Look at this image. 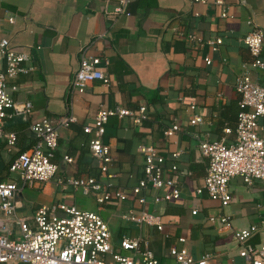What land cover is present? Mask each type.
<instances>
[{
  "label": "crops",
  "instance_id": "1",
  "mask_svg": "<svg viewBox=\"0 0 264 264\" xmlns=\"http://www.w3.org/2000/svg\"><path fill=\"white\" fill-rule=\"evenodd\" d=\"M106 1L0 0V37H6L15 51L26 53L34 68L8 82L17 87L10 92L13 101L30 103L31 111L27 117L11 116L4 122L3 133L13 134L15 142L7 151L6 141L0 140V181L15 180L7 168L18 152L33 145L29 131L32 122L46 118L56 125L69 101L76 119L67 129H57V148L51 160L56 166L53 177L16 195V216L30 220L37 207L64 203L97 213L108 227L114 248L121 238L142 234L160 264L170 263L167 250L179 247V238L184 239L181 246L193 257L209 253L211 264L241 263L231 230L255 226L256 233L246 243L257 245L264 240V181L246 186L238 177L232 178L228 182L231 200L222 209L204 195H196L195 189L203 184L206 160L194 137L231 141L239 99L233 88L235 76L248 70L254 82L264 83V71L249 68L250 57L241 43L249 30L246 21L251 20L263 33L260 58L264 62V0H223L230 15L227 19L218 16L214 0L205 4L194 0H130L129 16L115 21L103 14ZM8 15L14 17L12 25L3 21ZM187 33L203 40L217 37L221 44L215 52L206 45L195 48L185 42ZM101 34L104 36L98 38ZM81 47L86 55L107 62L108 84L92 82L82 94L70 99L68 84ZM205 58L209 65L204 64ZM139 106L146 109L145 121L134 125L127 118L110 117L102 136L111 158L109 181L122 189L126 200H111L98 209L93 199L80 191L62 189L59 183L68 178L98 176L99 163L87 149L90 136L82 133L81 127L90 125L100 108L136 110ZM192 116L199 117L201 123L191 126ZM257 122L259 136L264 138V118ZM172 125H177L178 131L164 137L162 132ZM224 129L230 134L224 135ZM139 145L154 147L166 167L173 164L177 168L170 176L179 189V198L154 204L147 195L141 207L161 215L160 232L152 227L136 228L120 219L135 206L129 190L141 177ZM175 152L178 156L171 158ZM63 156L70 162L63 161ZM191 211L196 214L191 215ZM220 212L228 217L231 230L207 222L209 216Z\"/></svg>",
  "mask_w": 264,
  "mask_h": 264
},
{
  "label": "built area",
  "instance_id": "2",
  "mask_svg": "<svg viewBox=\"0 0 264 264\" xmlns=\"http://www.w3.org/2000/svg\"><path fill=\"white\" fill-rule=\"evenodd\" d=\"M109 2H113V5L109 6ZM205 2L206 0H194V3ZM129 3L130 0H107L102 9L103 14L112 21L128 17ZM213 5L218 8V16L221 19L230 18L228 7L223 0H214ZM3 21L12 25L14 17L8 15ZM246 24L249 30L241 38V43L250 57L249 68L264 71V62L260 58L263 33L253 21L247 20ZM103 36L104 34H101L98 38ZM184 40L195 48L206 45L210 52H215L221 44L220 38L203 40L193 33L184 35ZM203 62L205 65L210 64L208 58ZM106 64L105 60L86 55L85 48L81 47L77 68L68 84L67 95L70 99L82 94L92 82L98 81L107 85ZM33 70L29 64V56L24 52L15 51L9 46L6 37H0V140L3 138L6 141L7 151L14 146L15 136L3 133L5 120L11 116L27 117L31 111L30 103L13 101L10 92L16 91L17 87L9 85L8 82ZM233 88L239 97L233 139L226 141L222 137L216 141H207L194 137L200 155L206 160L203 184L194 192L216 203L219 209L226 207L231 200L228 182L232 178L238 177L246 186L264 181V138L259 136L261 127L257 122L258 119L264 118V83L257 84L251 79L250 72L244 70L235 76ZM71 107L69 101L65 114L57 120L56 125L46 118L29 125L34 139L33 145L18 152L7 168L9 175L15 180L0 181V264H160L142 234L130 238L123 237L114 248L106 223L95 212L79 211L73 206L55 203L37 207L30 220L16 216V195L24 188L46 183L53 177L56 166L51 160L57 148V129H67L76 123ZM193 108L194 106L190 105V109ZM110 117L119 120L127 118L132 124L139 125L146 120L147 114L143 106L137 107L136 110L121 107L111 110L100 108L91 124L81 127L82 133L90 136L87 149L89 155L99 163L98 176L68 178L59 183L64 190L70 187L80 191L82 196L92 198L98 209L111 200H126L122 189L109 181L112 177L108 173L111 158L108 146L102 142V136L104 124ZM200 123L201 119L197 116H192L189 121L191 126ZM177 131V125H172L162 134L167 138ZM223 133L228 135L230 131L224 129ZM137 152L142 156L141 177L129 190L135 209H127L120 219L136 228L146 226L160 232L161 215L146 212L141 207L145 204L147 195H150L154 204L168 203L179 198V189L170 176L177 172V168L173 164L166 167L164 158L150 145H139ZM170 156L176 158L178 153H172ZM62 159L70 162L65 156ZM195 214L196 211H191V215ZM207 222L230 229L228 217L221 212L209 216ZM256 231L255 226L231 230L232 237L239 245L237 256L242 260L239 264H264V240L257 245L246 243ZM183 243L184 239L179 238V247H169L168 264H211V254L204 253L193 257L181 246Z\"/></svg>",
  "mask_w": 264,
  "mask_h": 264
},
{
  "label": "rangeland",
  "instance_id": "3",
  "mask_svg": "<svg viewBox=\"0 0 264 264\" xmlns=\"http://www.w3.org/2000/svg\"><path fill=\"white\" fill-rule=\"evenodd\" d=\"M89 198V197H88ZM92 200V199H91ZM93 201V200H92ZM94 203V202H93ZM95 204V203H94Z\"/></svg>",
  "mask_w": 264,
  "mask_h": 264
},
{
  "label": "trees",
  "instance_id": "4",
  "mask_svg": "<svg viewBox=\"0 0 264 264\" xmlns=\"http://www.w3.org/2000/svg\"><path fill=\"white\" fill-rule=\"evenodd\" d=\"M22 152V151H21Z\"/></svg>",
  "mask_w": 264,
  "mask_h": 264
}]
</instances>
